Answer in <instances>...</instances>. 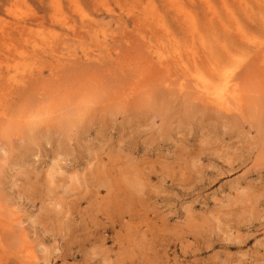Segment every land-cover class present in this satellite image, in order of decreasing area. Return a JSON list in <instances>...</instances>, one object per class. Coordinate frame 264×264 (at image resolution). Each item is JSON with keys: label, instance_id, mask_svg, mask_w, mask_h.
<instances>
[{"label": "rangeland", "instance_id": "rangeland-1", "mask_svg": "<svg viewBox=\"0 0 264 264\" xmlns=\"http://www.w3.org/2000/svg\"><path fill=\"white\" fill-rule=\"evenodd\" d=\"M0 264H264V0H0Z\"/></svg>", "mask_w": 264, "mask_h": 264}, {"label": "bare ground", "instance_id": "bare-ground-1", "mask_svg": "<svg viewBox=\"0 0 264 264\" xmlns=\"http://www.w3.org/2000/svg\"><path fill=\"white\" fill-rule=\"evenodd\" d=\"M230 83V82H229ZM227 85V84H226ZM230 86V85H229ZM224 104V103H223ZM70 125V124H69Z\"/></svg>", "mask_w": 264, "mask_h": 264}]
</instances>
